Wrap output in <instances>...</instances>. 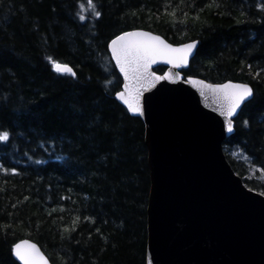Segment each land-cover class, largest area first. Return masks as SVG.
Listing matches in <instances>:
<instances>
[{
    "label": "trees",
    "instance_id": "trees-1",
    "mask_svg": "<svg viewBox=\"0 0 264 264\" xmlns=\"http://www.w3.org/2000/svg\"><path fill=\"white\" fill-rule=\"evenodd\" d=\"M194 2L92 0L97 21L88 0H0V131L11 135L0 143V264H18L10 249L24 239L51 264H145L144 125L114 99L122 81L106 47L124 31L197 41L184 77L251 86L256 101L240 110L223 152L244 184L264 193V0ZM29 110L33 120H17ZM11 167L19 174L5 172Z\"/></svg>",
    "mask_w": 264,
    "mask_h": 264
},
{
    "label": "water",
    "instance_id": "water-1",
    "mask_svg": "<svg viewBox=\"0 0 264 264\" xmlns=\"http://www.w3.org/2000/svg\"><path fill=\"white\" fill-rule=\"evenodd\" d=\"M108 54L121 91L122 74ZM192 59L181 68L152 65L170 78L142 93L144 115L129 113L114 95L144 125L150 179L145 264H264V195L244 184L223 152L235 132L225 125L229 119L234 125L241 109L221 116L211 95L184 82L190 77L181 71Z\"/></svg>",
    "mask_w": 264,
    "mask_h": 264
},
{
    "label": "snow or ice",
    "instance_id": "snow-or-ice-1",
    "mask_svg": "<svg viewBox=\"0 0 264 264\" xmlns=\"http://www.w3.org/2000/svg\"><path fill=\"white\" fill-rule=\"evenodd\" d=\"M80 7L81 12L77 18L82 26L86 17L83 14V6L81 5ZM189 7L195 9L194 0L193 4L189 5ZM258 7L261 11H264V5H259ZM88 9L91 11V16L94 20L98 21L102 18V11L97 10V6L92 3V0H88ZM184 16L187 17L188 13L185 12ZM180 22L183 23V21ZM261 23H264V20ZM106 47L111 54V59L115 61L116 68L122 74L124 81L122 90L115 93V99L122 102L129 113L138 116L145 114L141 103L142 93L154 87L156 83L169 80L170 78L167 72L164 75H156L151 70L152 65L163 63L173 68H181L187 66L190 58H194L197 54L196 41L173 46L170 43H166L160 36L143 30L121 32L119 35H115L108 40ZM46 59L51 60L50 57H46ZM52 67L57 73L76 77V73L68 65L53 62ZM184 82L193 86H199L202 96L211 95L214 98L220 115L226 118L233 117L237 114L238 110L242 109V106L253 105L256 101V93L248 84L234 83L232 81L214 84L206 83L203 79L191 77ZM17 120L20 122L33 120L31 110L19 113ZM243 123L244 127L247 128L249 126V121L245 120ZM2 127L3 125H0V128ZM225 127L227 132L232 133L234 131L232 120L229 119ZM10 139L11 135L9 131H0V143H5ZM36 163H40V161H36ZM0 167L3 166L0 165ZM4 170L6 173L10 172L13 176L19 174L15 167ZM260 195H264V193H260ZM24 199L27 200L28 197L25 196ZM61 211H63L62 208ZM78 219L77 217L73 220V225L76 224ZM84 219L88 220L89 218L84 217ZM64 231L67 232L68 229L65 228ZM72 231H75L74 227ZM96 231L99 232V229ZM10 252L20 264H48V261L41 255L36 245L27 240L12 243Z\"/></svg>",
    "mask_w": 264,
    "mask_h": 264
}]
</instances>
